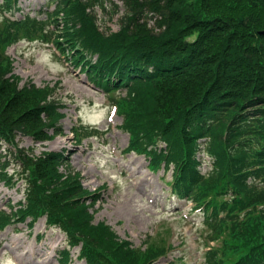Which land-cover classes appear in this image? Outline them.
<instances>
[{"label": "trees", "instance_id": "obj_1", "mask_svg": "<svg viewBox=\"0 0 264 264\" xmlns=\"http://www.w3.org/2000/svg\"><path fill=\"white\" fill-rule=\"evenodd\" d=\"M49 1L54 8L45 17L19 19L7 15L20 10L19 0L0 2V180L25 185L24 200L0 211V231L44 216L71 249L82 245L86 264H161L175 249L162 234L136 247L95 222L101 189L84 186L66 150L36 155L19 146V134L53 140L64 113L51 91L19 86L5 48L51 41L107 96L122 90L110 97L129 135L127 151L145 155L154 170H172V192L204 214L203 264H264V0ZM119 2L120 28L103 30L98 10L109 12L108 3L119 9ZM149 12L159 15L154 26ZM87 128L74 127L77 142ZM202 145L212 157L207 175L197 159ZM59 255L68 263L70 249Z\"/></svg>", "mask_w": 264, "mask_h": 264}, {"label": "rangeland", "instance_id": "obj_2", "mask_svg": "<svg viewBox=\"0 0 264 264\" xmlns=\"http://www.w3.org/2000/svg\"><path fill=\"white\" fill-rule=\"evenodd\" d=\"M19 6L21 11L16 12L15 18L24 13L44 17L54 3L20 0ZM108 11L98 10V22L105 31H117L125 7L119 2V9H115L108 3ZM5 50L14 60L12 73L20 78L19 86L30 83L51 91L49 99H55L58 111L64 113L58 123L62 133L53 140L35 142L32 137L19 134V146L36 155L45 150H66L69 167L81 173L84 186L101 189V198L93 205L95 222H106L136 247L142 246L148 235H157L159 241L158 235L162 234L159 236L169 240L175 249L160 259L161 264H167L173 256L180 257L176 264H203L210 229L203 212L192 209V202L171 192V170L165 175L162 169L151 171L146 156L126 151L129 136L119 128L122 117L111 108L110 98L97 90L80 68L72 66L51 41L22 40ZM117 94L111 97H120ZM78 115L81 122L98 128V136L90 137L91 132L85 131L84 138L77 142L73 129ZM48 131L53 133V128ZM202 161L203 168L209 164V156ZM13 168L14 165L10 173ZM24 186L22 182L12 185L0 180V209L8 212L9 203L17 207L24 200ZM66 244V234L59 228H48L44 216L33 226L26 219L0 232V264H60L57 252L69 251ZM81 246L79 243L71 250L68 264H86L79 257Z\"/></svg>", "mask_w": 264, "mask_h": 264}, {"label": "water", "instance_id": "obj_3", "mask_svg": "<svg viewBox=\"0 0 264 264\" xmlns=\"http://www.w3.org/2000/svg\"><path fill=\"white\" fill-rule=\"evenodd\" d=\"M241 20H243V17H240Z\"/></svg>", "mask_w": 264, "mask_h": 264}]
</instances>
